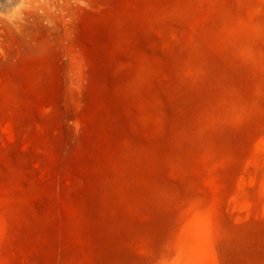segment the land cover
Returning <instances> with one entry per match:
<instances>
[{"label": "rangeland", "instance_id": "374dc122", "mask_svg": "<svg viewBox=\"0 0 264 264\" xmlns=\"http://www.w3.org/2000/svg\"><path fill=\"white\" fill-rule=\"evenodd\" d=\"M0 264H264V0H0Z\"/></svg>", "mask_w": 264, "mask_h": 264}]
</instances>
